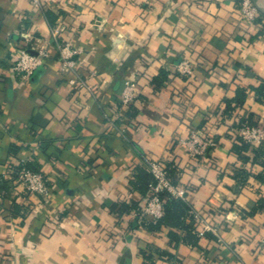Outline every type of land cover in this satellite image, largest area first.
Masks as SVG:
<instances>
[{
    "label": "crops",
    "instance_id": "obj_1",
    "mask_svg": "<svg viewBox=\"0 0 264 264\" xmlns=\"http://www.w3.org/2000/svg\"><path fill=\"white\" fill-rule=\"evenodd\" d=\"M253 1L256 25L242 20L240 0H44L42 9L0 0V264H264V213L246 215L264 182L230 175L242 165L230 127L243 113L264 114L254 90L264 82V0ZM58 24L59 41L77 50L75 67L61 70L52 43L30 77L11 72L16 49L37 52ZM181 55L196 62L190 78L175 69ZM128 81L137 100L126 107ZM238 88L243 104L222 115ZM115 111L123 130L107 123ZM206 118L218 139L214 166L179 142ZM147 158L189 186L185 202L216 233L176 228L174 241L170 227L151 230L142 217L125 226L136 209H117L144 203L132 181ZM20 160L47 178L48 196L14 176Z\"/></svg>",
    "mask_w": 264,
    "mask_h": 264
},
{
    "label": "built area",
    "instance_id": "obj_2",
    "mask_svg": "<svg viewBox=\"0 0 264 264\" xmlns=\"http://www.w3.org/2000/svg\"><path fill=\"white\" fill-rule=\"evenodd\" d=\"M33 7L42 9L44 7V0H30ZM239 11L243 21L257 24L259 16V8L253 0H240ZM64 29V25L58 24L51 27L50 39L42 44L37 52H30L24 47L16 49L14 59L10 63L9 69L13 73H20L23 78L30 77L39 66L42 65L43 58L48 55L47 47L49 44H54L57 48L61 70L73 69L75 67L74 55L77 50L72 49L68 45L62 44L59 41L60 31ZM196 62L187 55H181L179 60L175 64L176 71L183 77L190 78L193 74ZM78 84L83 87L89 86L78 78ZM136 84L134 81H128L121 94V103L123 106L128 107L137 100ZM108 125L113 129H122L119 124V119H122L119 112L115 111L110 114H105ZM231 132H236L244 140L250 144H257L264 141V114L260 116L258 124L243 123L239 126H231L229 129ZM182 143L188 155L192 159H196L199 156H205L210 153L213 148L218 145L213 135L204 136L201 132L195 128H191L189 134L185 138L179 140ZM20 171L17 179L23 184L27 192H34L43 197L50 194L51 187L47 182V178L38 170H35L27 166L26 160H20ZM148 170L152 174L154 181L149 184V190L147 198L144 200L140 210L132 211L127 214L128 220H124L125 226L130 228L131 220L137 217H146L156 220L163 214V200L161 192L166 191L175 198H180L186 201L187 192L183 187L174 184L167 173L165 165L159 160L153 158H147L145 162ZM193 217L198 224V234L204 235L206 231L210 230L214 233L217 232V227L211 224L203 214L201 210L192 208ZM120 219V218H119ZM129 222V223H128ZM261 244H264V238L260 240Z\"/></svg>",
    "mask_w": 264,
    "mask_h": 264
},
{
    "label": "trees",
    "instance_id": "obj_3",
    "mask_svg": "<svg viewBox=\"0 0 264 264\" xmlns=\"http://www.w3.org/2000/svg\"><path fill=\"white\" fill-rule=\"evenodd\" d=\"M45 14H48V11H45ZM52 24V22H51ZM161 74L164 75V70H161ZM160 78V77H159ZM163 79V78H162ZM161 79L155 78L156 82H160ZM255 93L257 95V98L259 100H262V97L264 96V82H262L259 86L254 88ZM246 90L244 88H238L235 97L233 98H224V109L222 111V115L224 116H230L233 110L236 106L242 105L244 102V98L246 96ZM132 105V104H131ZM131 107V106H130ZM129 107V108H130ZM132 108V107H131ZM130 108V109H131ZM129 109V111H130ZM220 110H217V113H221ZM131 115V112H129V116ZM224 118V117H223ZM260 119V116L254 115L252 112H246L241 115L234 124L236 126H239L243 123L247 124H258ZM217 126V125H216ZM210 123L208 122V119L206 118L203 120V122L199 125L197 130L201 132L204 136L213 135L211 131H209ZM232 139V145L231 150L236 153L239 160L242 162L241 166H233V169L230 172L231 177L237 180L240 184L244 185L248 183L249 176H253L257 180L264 182V141L257 143V144H250L248 141L244 140L239 134H230ZM215 140V135H213ZM195 160L199 161H206L204 163L209 164L210 166H214L212 164L213 158L211 157V154L208 153L205 156H199ZM210 162V163H209ZM250 162L251 165L253 164H259L262 166L261 170L257 172H253L251 168L247 167V163ZM27 163V162H26ZM194 164V163H193ZM27 166L30 167V165L27 163ZM166 170L168 173V176L170 180L176 184L177 186L183 187L186 192L190 190L189 186L179 184L171 174L170 168H168L166 165ZM175 170V168H173ZM13 174L14 176H18L20 171V165L16 164L13 165ZM154 181V178L150 171L148 170L147 166L142 167L138 166L135 171V179L132 181V184L135 186V188L142 193L143 197L146 199L148 195L149 190V184ZM7 188L6 180L2 179L0 177V189L4 190ZM161 197L163 200V214L161 217H159L156 220H152L151 218L142 217L143 220H146L147 227L151 230H160L163 227H170L171 230L170 238L171 240L177 241L179 239L178 235L176 234L177 230H173L176 228H183L186 230H191L193 228H196L198 230L199 226L196 223L193 214H192V207H190L187 202L180 198H175L172 195H170L168 192L163 191L161 192ZM116 204H114L115 208ZM142 205L138 202L137 204H126V202H123L117 209L118 214L121 215L131 209L140 210ZM115 210V209H114ZM257 212H263L264 213V192H259L258 197L256 198L254 204L252 205L251 209L247 212L246 215L251 216L254 215ZM134 220L132 225H134ZM148 258V257H146ZM147 260V259H146ZM148 264H150V261L147 260Z\"/></svg>",
    "mask_w": 264,
    "mask_h": 264
}]
</instances>
